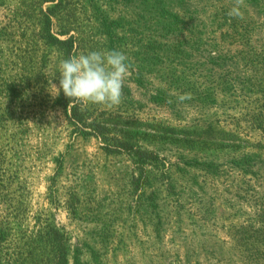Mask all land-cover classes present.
Segmentation results:
<instances>
[{"label": "rangeland", "instance_id": "obj_1", "mask_svg": "<svg viewBox=\"0 0 264 264\" xmlns=\"http://www.w3.org/2000/svg\"><path fill=\"white\" fill-rule=\"evenodd\" d=\"M237 2L0 0V184L69 264H264V0ZM48 7L74 55L127 54L119 105L57 103Z\"/></svg>", "mask_w": 264, "mask_h": 264}, {"label": "trees", "instance_id": "obj_2", "mask_svg": "<svg viewBox=\"0 0 264 264\" xmlns=\"http://www.w3.org/2000/svg\"><path fill=\"white\" fill-rule=\"evenodd\" d=\"M43 3L57 0H41ZM53 7L41 12L39 35L48 46H55L61 60L74 55L73 36L60 38L52 30ZM67 34V32H61ZM77 99L65 96L62 89L57 103L75 113ZM72 117L76 118L75 115ZM4 175L0 173V178ZM29 206L17 190L0 184V264H69L70 236L50 219L38 218L31 224Z\"/></svg>", "mask_w": 264, "mask_h": 264}, {"label": "clouds", "instance_id": "obj_3", "mask_svg": "<svg viewBox=\"0 0 264 264\" xmlns=\"http://www.w3.org/2000/svg\"><path fill=\"white\" fill-rule=\"evenodd\" d=\"M241 17L239 0L228 13ZM127 54L118 49L88 50L86 53L70 56L59 66V91L85 104L117 106L122 100L125 80L131 75ZM58 91V92H59ZM188 94L178 96L180 101Z\"/></svg>", "mask_w": 264, "mask_h": 264}]
</instances>
